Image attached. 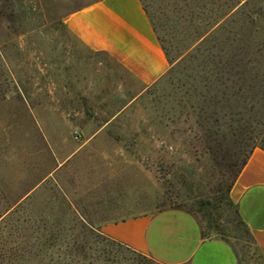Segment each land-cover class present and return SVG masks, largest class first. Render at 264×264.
<instances>
[{"label": "rangeland", "instance_id": "rangeland-1", "mask_svg": "<svg viewBox=\"0 0 264 264\" xmlns=\"http://www.w3.org/2000/svg\"><path fill=\"white\" fill-rule=\"evenodd\" d=\"M90 1L0 0V215L14 209L0 218V253L11 264H104L117 255L103 222L179 207L239 264H264L226 190L246 148L228 140L215 155L186 131L184 77L168 76L171 65L146 86L87 49L62 21ZM252 10L264 46V0L233 25Z\"/></svg>", "mask_w": 264, "mask_h": 264}, {"label": "trees", "instance_id": "trees-1", "mask_svg": "<svg viewBox=\"0 0 264 264\" xmlns=\"http://www.w3.org/2000/svg\"><path fill=\"white\" fill-rule=\"evenodd\" d=\"M139 1L171 65L166 74L180 72L184 77L179 85L182 96L177 106L188 126L186 131L194 127L215 155L228 140L236 142L239 150L246 148L244 158L226 184L228 193L252 150L264 151L260 140L264 136V46L253 41L256 32L253 24L260 13L258 10L246 13L237 31L233 16L252 0ZM237 35L241 36L240 43L236 42ZM228 201L235 221L244 226L252 239L233 201L230 198ZM13 210L5 207L0 218ZM214 234L224 239L218 231ZM109 240L110 252L117 257L107 259L104 264H142V260L159 264L120 242ZM8 258L0 253V264H11L5 260Z\"/></svg>", "mask_w": 264, "mask_h": 264}, {"label": "crops", "instance_id": "crops-1", "mask_svg": "<svg viewBox=\"0 0 264 264\" xmlns=\"http://www.w3.org/2000/svg\"><path fill=\"white\" fill-rule=\"evenodd\" d=\"M62 22L87 49L117 61L143 85L157 81L169 67L139 0H92L65 14ZM228 194L264 255L263 150H252ZM99 231L159 264H239L229 243L206 234L185 208L103 222Z\"/></svg>", "mask_w": 264, "mask_h": 264}]
</instances>
